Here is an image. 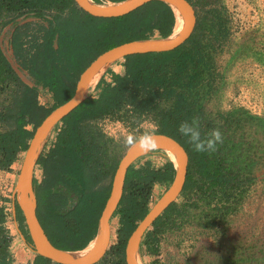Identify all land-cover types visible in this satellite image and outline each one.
<instances>
[{
	"label": "trees",
	"instance_id": "16d2710c",
	"mask_svg": "<svg viewBox=\"0 0 264 264\" xmlns=\"http://www.w3.org/2000/svg\"><path fill=\"white\" fill-rule=\"evenodd\" d=\"M93 1L117 4L126 0ZM188 1L197 12V25L183 45L172 51L124 58L121 64L124 76L108 69L105 75L108 73L112 82L103 76L89 89L84 102L56 126L55 139H47L44 148L50 141L52 146L47 152L41 151L36 163L43 179L34 176L33 185L38 201L37 217L56 248L83 251L98 234L120 162L116 159L110 164L101 163L103 148L95 127L106 119L135 128L152 118L157 133L178 141L189 155L183 196L191 193L197 176L208 179L212 186L239 179L242 167L233 170L226 166L229 156L222 157L224 141L215 152L197 153L177 131L182 121L193 118L199 121L202 137L212 130V121L207 118L201 101L204 91L201 83L205 74L212 75L209 72L215 45L204 42L209 26L198 14L202 2ZM3 13L11 15L6 24L33 17L48 26L42 37L36 32H23L22 27L16 28L9 41L13 57L0 45V85L13 84L16 91L12 103L0 112L4 130L0 132V170L7 172L13 171L12 166L28 150L29 142L46 118L74 97L81 75L100 55L129 42L166 40L176 25L175 11L162 1L149 2L125 16L102 18L87 13L75 0H0V16ZM207 14L213 15L212 26L218 25V34L225 40L230 31L226 18L220 10L211 9ZM216 41L219 43L218 38ZM23 70L34 77L33 82H26ZM33 95L44 97L45 103L40 104ZM28 126H33V131ZM176 174L175 163L170 158L159 169L152 167L151 161L140 167L135 163L129 168L124 195L114 215L119 222L118 241L98 264H127L128 240L151 209L153 187L162 184L169 188ZM232 188L236 189L231 185ZM0 200L3 203L0 253L9 256L12 237L7 235L9 216L5 204L12 200L3 195ZM180 210L176 201L154 222L152 234L143 241V245H149V252L159 251L160 234ZM17 219L25 223L18 205ZM26 227L25 223L21 232L27 244L34 248L29 231L24 230ZM30 264L58 263L36 254Z\"/></svg>",
	"mask_w": 264,
	"mask_h": 264
},
{
	"label": "rangeland",
	"instance_id": "374dc122",
	"mask_svg": "<svg viewBox=\"0 0 264 264\" xmlns=\"http://www.w3.org/2000/svg\"><path fill=\"white\" fill-rule=\"evenodd\" d=\"M200 1L202 5L198 14L209 26L204 42L210 41L215 45L213 67L209 72L212 75L205 74L201 83L204 85L201 101L207 118L212 121V129L219 128L222 132L225 142H222V157L229 156L226 166L233 170L242 167V171L239 179L222 186H212L208 179L197 176V184L191 193L178 198L181 210L160 234L159 251L149 252V245L142 243L137 258L139 264H264V0ZM211 9L220 10L226 18L224 20L228 21L230 31L225 40L218 34V25L212 26L214 17L207 14ZM10 16L7 13L0 16V45L13 57L9 41L16 28L22 27L23 32H36L42 37L48 26L33 17L6 24ZM123 62L121 60L117 65L123 68L121 73L124 76ZM106 68L110 67H105L98 75L106 72ZM21 72L26 82H33V76L24 70ZM95 85L96 82L90 88L93 89ZM0 88H3L0 90L1 112L12 103L16 91L13 84L0 85ZM32 97L42 105L46 101L44 97ZM141 125L151 126L155 133L158 131L152 118ZM140 126L132 128L110 119L96 124L98 142L103 148L104 162L101 163L104 165L121 160L129 149L123 145V138L129 133L139 132ZM27 129L33 131V126ZM1 131L4 130L0 125ZM56 134L57 130L54 129L49 138L55 139ZM46 143L47 140L42 148L45 152L52 146L50 141L44 148ZM21 155L23 153L18 165L12 166V172L0 170L1 196L15 198L26 152L22 158ZM168 157L164 151L157 150L137 161L136 167L151 161L152 167L159 169ZM37 171V176L41 178L40 170ZM231 185L236 189H231ZM167 190L162 184L153 187L151 207ZM6 206L8 209L9 204ZM14 219L12 211L6 223L7 235L12 237V243L8 248L9 256L0 253V264H30L36 253L19 233L17 227L21 229L24 223L18 221L17 224ZM118 228V219L114 218L111 247L117 244ZM152 231L153 228L147 232L144 240Z\"/></svg>",
	"mask_w": 264,
	"mask_h": 264
},
{
	"label": "water",
	"instance_id": "95a60500",
	"mask_svg": "<svg viewBox=\"0 0 264 264\" xmlns=\"http://www.w3.org/2000/svg\"><path fill=\"white\" fill-rule=\"evenodd\" d=\"M152 1L166 2L172 7L175 14L177 13L176 10L181 13L184 22L181 33L174 39H172L173 33L172 36L166 40L152 39L148 41L125 43L100 55L81 75L74 97L55 110L46 118L41 126L38 127L26 151L15 190L16 203L24 213L25 222L33 241L34 252L55 263L98 264L106 257L111 248L112 221L124 195L128 170L142 157L150 153H144L140 151L139 148H129L121 158L113 179L110 198L99 222V230L95 239L97 241L96 247L88 256L76 257L72 255L76 252L62 251L51 243L37 217L38 201L33 182L36 163L41 154L45 140L49 138L50 134L54 131L56 126L61 123L64 117L69 115L84 102L92 80L101 70L128 56L172 51L183 45L191 37L197 25V12L188 0H126L117 4L107 3L104 5L96 4L92 0H75L84 11L95 17L102 18L125 16ZM177 19L178 17L176 14V21ZM155 135L158 143L157 150H162L166 153L170 151L175 154L177 163L172 161L175 163L177 174L173 184L168 188L161 199L151 207L148 215L129 238L126 247L127 264H139L137 255L139 254V249L145 235L153 228L154 222L166 211V209L182 195L187 180L189 155L185 148L168 135L157 132Z\"/></svg>",
	"mask_w": 264,
	"mask_h": 264
},
{
	"label": "clouds",
	"instance_id": "9594fccd",
	"mask_svg": "<svg viewBox=\"0 0 264 264\" xmlns=\"http://www.w3.org/2000/svg\"><path fill=\"white\" fill-rule=\"evenodd\" d=\"M107 3H110V2H103V4H100V5H104ZM140 129L141 130L139 132H132V133L127 134L123 138V145L126 148H130V149L139 148V150L144 153L156 152L158 149V143H157L155 132L152 129V127L151 126L145 127L141 125ZM177 131L187 139V143L191 146L192 150L197 153L215 152L217 150L218 144H221L223 142V135H222V132L219 130V128L212 129L206 136L202 137V134L199 128V121L196 118H193L191 121H188V120L182 121L179 124ZM36 170H39V169H36ZM11 200L13 203L12 209H13L14 217H15L14 221L15 223L18 224L19 220L17 219V208L15 206L16 205V193H15V198ZM15 212H16V215H15ZM25 223H24V226H25ZM17 228L19 230V233L23 235V233L21 232V229L19 227ZM25 229L28 230V227L24 228V230ZM23 239L27 244L25 235ZM27 246L34 252L33 247L29 246L28 244Z\"/></svg>",
	"mask_w": 264,
	"mask_h": 264
},
{
	"label": "bare ground",
	"instance_id": "6f19581e",
	"mask_svg": "<svg viewBox=\"0 0 264 264\" xmlns=\"http://www.w3.org/2000/svg\"><path fill=\"white\" fill-rule=\"evenodd\" d=\"M176 12H177L176 14H177L178 19H177V22H176V26H175V29H174V34H173L172 39L176 38L181 33V31L183 30V26H184V22H183V18L181 16V13L178 10H176ZM95 77L96 78H94L92 80L90 85H92L94 82H97L98 79L100 78V75L97 74ZM167 155L171 158V160H173L174 162L177 163V158H176V156H175V154L173 152L167 151ZM24 158H25V156H24ZM112 241L113 240H111V242ZM96 244H97V241L95 240L85 250L76 252L75 254H72V255L76 256V257L88 256L94 250V248L96 247Z\"/></svg>",
	"mask_w": 264,
	"mask_h": 264
},
{
	"label": "crops",
	"instance_id": "0c3cea01",
	"mask_svg": "<svg viewBox=\"0 0 264 264\" xmlns=\"http://www.w3.org/2000/svg\"><path fill=\"white\" fill-rule=\"evenodd\" d=\"M117 63H119V62H116L115 64H111V65H109L108 67H110V68H108V69H112L114 72H116L117 74H120V75H122L123 76V74L121 73V71H122V67H120L119 65H117ZM121 68V69H120ZM107 68H106V72H107V70H108ZM106 72H102V74H101V76H100V78L98 79V81L96 82V85L98 84V82L100 81V79L104 76L105 77V79H106V81L107 82H112V77L107 73L106 75H105V73ZM95 85V86H96ZM91 86V85H90ZM89 91V90H88ZM15 164H17L18 165V162H16ZM37 172H39V171H37V170H35V176H36V178H38L40 181L43 179V172L40 170V172H41V178H39L37 175ZM14 196H15V194H14ZM17 202V201H16ZM17 204V203H16ZM15 206H17V205H15ZM17 208V207H16ZM15 215H16V212H15ZM21 237H24V234L23 235H21ZM16 245V244H15ZM14 245V246H15ZM25 249V248H24ZM24 252V251H23Z\"/></svg>",
	"mask_w": 264,
	"mask_h": 264
},
{
	"label": "built area",
	"instance_id": "2783aa9c",
	"mask_svg": "<svg viewBox=\"0 0 264 264\" xmlns=\"http://www.w3.org/2000/svg\"><path fill=\"white\" fill-rule=\"evenodd\" d=\"M10 198V197H9ZM10 199H12V198H10ZM7 204H9V207H8V209H6L7 211H6V213H8V216H9V214H11L12 213V207H13V203L11 202V203H6V205ZM7 207V206H6ZM8 211H10V212H8Z\"/></svg>",
	"mask_w": 264,
	"mask_h": 264
}]
</instances>
